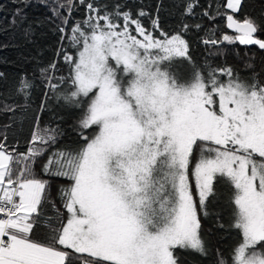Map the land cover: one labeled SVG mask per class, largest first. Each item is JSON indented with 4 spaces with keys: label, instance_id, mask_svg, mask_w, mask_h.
I'll return each instance as SVG.
<instances>
[{
    "label": "snow or ice",
    "instance_id": "6c2138e0",
    "mask_svg": "<svg viewBox=\"0 0 264 264\" xmlns=\"http://www.w3.org/2000/svg\"><path fill=\"white\" fill-rule=\"evenodd\" d=\"M240 2L227 7L238 11ZM86 7L87 27L71 29L76 54L64 56L70 87L61 89L86 105L82 143L44 165L69 181L60 192L66 216L49 222L43 242L32 238L46 187L32 172L41 151L16 154L0 143V264H72L73 254H87L84 264H178L177 249L205 253L190 176L203 207L218 174L234 187L242 234L232 264H264V85L223 69L180 82L169 70L188 53L180 35L155 39L129 13ZM227 20L239 35L224 40L264 49L253 20ZM55 139L54 130L39 137Z\"/></svg>",
    "mask_w": 264,
    "mask_h": 264
},
{
    "label": "trees",
    "instance_id": "16d2710c",
    "mask_svg": "<svg viewBox=\"0 0 264 264\" xmlns=\"http://www.w3.org/2000/svg\"><path fill=\"white\" fill-rule=\"evenodd\" d=\"M226 2L0 0V143L16 154L39 148L41 154L34 158L32 172L46 184L38 213L33 214L36 217L33 239L43 242L49 235V222L66 216L60 192L69 181L45 172L44 165L53 152L76 148L82 143L79 120L85 105L77 107L64 100L61 89L66 94L70 87V68L64 56L76 54L71 46V29L75 25L87 27L84 21L90 13L86 5L92 3L101 12L129 13L155 39L180 35L188 44L187 56L181 62L190 67L191 73L231 70L236 78L264 85V49L224 40L225 35L237 36L226 26L228 14L238 21L253 20L260 29L256 38L264 40V0H241L238 11L229 9ZM129 27L135 29V25ZM21 81L31 87L21 89ZM49 130L55 131V142L41 144L39 137ZM196 159L195 152L192 165ZM219 178L205 205L200 207L196 201L206 251L177 249L178 264H218L220 259L232 264V250L242 234L234 227V187L226 176ZM88 259L87 254L71 256L72 264H84Z\"/></svg>",
    "mask_w": 264,
    "mask_h": 264
},
{
    "label": "rangeland",
    "instance_id": "374dc122",
    "mask_svg": "<svg viewBox=\"0 0 264 264\" xmlns=\"http://www.w3.org/2000/svg\"><path fill=\"white\" fill-rule=\"evenodd\" d=\"M138 38H140V37H138ZM169 70L171 72H173L177 76V78H178V80L180 82L189 81L192 78V75H193V73H191L190 67L186 66L185 64H183V62H181V57L173 58V60L171 61ZM84 109L86 110V105L84 106ZM196 154H197V159L196 160H198L199 159V152L196 151ZM191 166H194V165H191ZM219 177H220V175L218 174L217 178L214 180L213 188H214L216 182L218 181V179L220 180ZM190 181H191V185H192L193 198H194V200H196V198H197L198 200H196V201H198V203H199V196H198V191H197V189L195 187V179H194V177L190 176ZM198 203H197V205H198Z\"/></svg>",
    "mask_w": 264,
    "mask_h": 264
},
{
    "label": "water",
    "instance_id": "95a60500",
    "mask_svg": "<svg viewBox=\"0 0 264 264\" xmlns=\"http://www.w3.org/2000/svg\"><path fill=\"white\" fill-rule=\"evenodd\" d=\"M228 15H231V14H228ZM228 15H227V16H228ZM227 16H226V26H227V28L230 29V30H232V31H234L237 35H239V33L236 32L235 28H229V27H228V23H229V22H228V20H227ZM234 19H235V18H234ZM236 20H237V19H236ZM237 21H238V20H237ZM239 22H243V21H239Z\"/></svg>",
    "mask_w": 264,
    "mask_h": 264
},
{
    "label": "built area",
    "instance_id": "2783aa9c",
    "mask_svg": "<svg viewBox=\"0 0 264 264\" xmlns=\"http://www.w3.org/2000/svg\"><path fill=\"white\" fill-rule=\"evenodd\" d=\"M0 216H2V214H0Z\"/></svg>",
    "mask_w": 264,
    "mask_h": 264
},
{
    "label": "crops",
    "instance_id": "0c3cea01",
    "mask_svg": "<svg viewBox=\"0 0 264 264\" xmlns=\"http://www.w3.org/2000/svg\"><path fill=\"white\" fill-rule=\"evenodd\" d=\"M227 3V2H226ZM232 10H234V9H232Z\"/></svg>",
    "mask_w": 264,
    "mask_h": 264
}]
</instances>
